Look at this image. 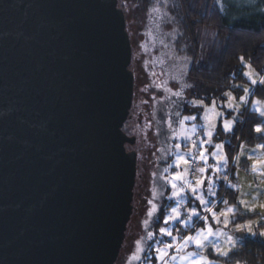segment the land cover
<instances>
[{
	"label": "water",
	"instance_id": "water-1",
	"mask_svg": "<svg viewBox=\"0 0 264 264\" xmlns=\"http://www.w3.org/2000/svg\"><path fill=\"white\" fill-rule=\"evenodd\" d=\"M132 57L118 0H0V264H116Z\"/></svg>",
	"mask_w": 264,
	"mask_h": 264
},
{
	"label": "rangeland",
	"instance_id": "rangeland-1",
	"mask_svg": "<svg viewBox=\"0 0 264 264\" xmlns=\"http://www.w3.org/2000/svg\"><path fill=\"white\" fill-rule=\"evenodd\" d=\"M158 1L161 3L166 2V0ZM221 1L228 2L230 7L233 4L238 5V8L243 7L242 0ZM133 2V0H119L125 13L127 31L133 49L131 69L136 76L138 63H144V71L149 69L153 71L152 76L160 86L158 89L160 92L157 93L158 90L150 87L147 81V72L141 73V87L136 99L142 101V103L136 108H132L131 118L129 117L126 121L124 128L128 135L136 137V143L127 146L137 152L138 172L135 189H141L144 192L142 208H145V210L149 208V202V212H152V215L149 216V212L145 216L141 215V205L139 201L133 199V203H136V206L140 209L131 217L121 249L122 252H120L116 264H128L131 261L130 257H133L130 252L131 248L137 250L138 247H141L136 244V241L146 238L149 232L154 233L152 239H147V241L151 240L153 242L154 250L149 255L150 259L146 261L143 256L145 247L142 246L143 251L135 254L139 255L140 259L132 258L136 264H165V262L166 264H193V262L205 264V260L211 262V264H226L225 259L244 242L245 238L258 239L264 242V235H261V233H264V139L254 145H250L245 141L239 142L231 160L226 151V143L229 141L226 136L233 131L237 122L242 119L248 110L254 111L262 117L263 122L256 129H262L257 133L264 136V116L261 115L264 112V99L260 98L259 95L253 96L252 94L255 86L261 80H264V76L259 77L257 72L247 64V82L242 85L244 91L241 94L228 90L223 99H214L210 102L196 98L190 100L188 98L189 92L187 93L184 89L185 73L189 68L190 57H187V55L180 56L174 49V41H176L178 32L174 22L170 20V8L166 9L168 8L166 7L167 3L166 5L163 3L165 8L162 9V5L152 7V12L150 11V14L147 15L146 11L141 10V7H139L140 4ZM191 2L199 9H203L205 0H191ZM255 2L257 0H249V5ZM154 9H158V11ZM198 39L200 40L201 49L205 48L203 50L205 51L215 43L216 32L212 29L201 30ZM144 45H146V51H150V54L142 53L141 50H144ZM253 80L257 83L253 84ZM260 85L264 86L261 83ZM176 92L182 93L181 96L186 98L185 102L190 105L192 112L183 115L182 118L180 117L181 119L178 122L179 127L175 135L172 159L169 162L168 186L159 191V193L166 192L167 195L164 197V201L160 198L162 193L156 198L152 194L149 195L154 189L156 190L153 169L156 168L157 162L155 125L150 120L149 112L153 110L151 114L156 116L159 109L160 111H164L166 108L170 109L171 107L169 108V106L161 103L160 99L166 97L168 93L167 96L172 97L170 100L172 101L176 97L174 95ZM194 101H202L203 104H194ZM173 105L176 106V103L173 102ZM140 112H142V115L139 114ZM177 113L180 115V112ZM186 116H195L196 119L184 120L182 125L180 121ZM140 118L141 123L139 122ZM225 122L230 123V130H225ZM193 129H195V132H193ZM220 131L224 134V136L221 135V139ZM208 132L212 133L211 137L208 136ZM186 136H191V139L195 140L198 145V149L193 150L191 155H189L191 141L186 139ZM209 139L211 143H201L202 140L208 141ZM177 145H180V147H177ZM216 145H222V148L217 149ZM200 150H203L207 157L204 161L199 159ZM180 156L189 160L190 163L187 165L181 163L178 166V157ZM193 156L196 159H193ZM144 161L146 162L144 163ZM201 167L207 169V172L200 173L196 171ZM185 169L188 170L186 179L189 182L195 183L197 178L206 177L204 185L196 193V195H201L208 201L206 206L200 204L196 199V195L188 189L184 181H172V177L176 173H182ZM227 172L234 174V179L231 182L229 176L225 177L224 175ZM140 173L141 176H138ZM222 179H225L227 185L230 182L229 187L236 191L234 200L230 201L229 197H226L224 201H222V197L217 199L218 184ZM172 182L177 184V189L184 188V192L180 196H173V192L177 189L172 188ZM213 192H215V195L212 194ZM221 201L222 204H220ZM164 204L169 206L165 219L171 214L173 207L179 208L181 212L180 220L161 226L173 232V236L160 233L159 229L161 227L154 228L155 216ZM153 205L156 206L155 210H153ZM206 207L212 208L217 215L220 213H227V215L220 216L218 222L217 219L213 218L212 213L206 211ZM191 208L197 209L200 215L192 217L185 226L182 221L188 219L189 209ZM230 209L231 211H229ZM205 216L208 217L207 220L203 219ZM145 220L149 221L148 226L144 225ZM209 226L214 232L211 236L207 235L206 232ZM240 226H243V230ZM200 229H205L202 234L204 246L198 247L192 241L185 244L184 238L200 234ZM166 244H172L173 247L167 250L168 256L162 261L156 249L163 248ZM182 245L183 247H181ZM221 251L228 252V255H221ZM183 257H187V259ZM126 260H129V262ZM235 264L241 263L237 262Z\"/></svg>",
	"mask_w": 264,
	"mask_h": 264
},
{
	"label": "trees",
	"instance_id": "trees-1",
	"mask_svg": "<svg viewBox=\"0 0 264 264\" xmlns=\"http://www.w3.org/2000/svg\"><path fill=\"white\" fill-rule=\"evenodd\" d=\"M133 1L140 4V6L137 5L141 7V10L146 11L147 15L150 14V11L152 12L155 6L162 5L163 9L167 3L166 7L168 8L166 9L170 8V20L174 22L178 32L176 41H174V49L178 55L190 57L184 81V89L187 93L189 92L190 100L196 98L210 102L214 99H223L228 90L241 94L244 91L242 85L247 82L245 74L247 64L257 72L259 77L264 76V0H257L251 5H249V0H242V8H238V5L234 4L230 7L228 2L221 0H205L203 9H199L191 0H166L163 2L165 5L158 0ZM121 5L119 3L120 7H122ZM204 29H212L216 32L215 43L205 51H203L205 48L201 49L198 39L199 31ZM146 50V45H144L142 53L150 54V51ZM241 57H243V61H241ZM138 68L137 65L136 76L134 73L135 98H137L141 87V75ZM145 72L148 74L147 81L150 87L158 90L160 86L152 76L153 71L149 69ZM159 92L158 90L157 93ZM252 94L253 96L259 95L264 99V88L260 83L255 86ZM185 99L178 103L175 102L177 104L176 112H180L181 118L192 112V108L185 102ZM136 101L133 102V109L136 106ZM262 122V117L256 112L249 110L245 112L233 131L226 136L229 140L226 143V151L230 160L236 152L239 142L245 141L254 145L264 139V136L256 131V127ZM123 129L125 131L124 127ZM219 133L221 139L223 133L221 131ZM224 175L225 177L229 176L230 182L234 179L233 173L227 172ZM229 184H226L225 179L220 181L217 199L221 197L222 201L226 197H229L230 201L235 199L236 191L231 189ZM168 207L164 204L155 216V229L165 224ZM152 243L147 239L143 242L145 247L143 256L146 261L150 259L149 255L154 250ZM225 262L226 264L237 262L264 264V242L245 238L244 242L225 259ZM132 264H136V262H132Z\"/></svg>",
	"mask_w": 264,
	"mask_h": 264
},
{
	"label": "flooded vegetation",
	"instance_id": "flooded-vegetation-1",
	"mask_svg": "<svg viewBox=\"0 0 264 264\" xmlns=\"http://www.w3.org/2000/svg\"><path fill=\"white\" fill-rule=\"evenodd\" d=\"M138 71L141 75V73H145L144 71V63L141 64V63H138ZM135 91H136V85H135V82H134V96H133V102L134 100L136 101V98H135ZM168 93L166 94V97L160 99V102L169 106H171L170 109H165L164 111H160V109L157 111V115H153L151 114V112H153V110H151L149 112V116H150V120L152 121V123L155 125V133H156V141H157V149H156V153H157V162H156V168H154V181H155V185H156V190L154 189V191L150 192V194H152L153 197H158L161 193V197L162 200L164 199L165 200V196L167 195L165 191H162L159 193V191L162 189V188H167L168 186V171H169V162L171 161L172 159V150L174 148V140H175V135L177 133V130H178V127H179V120H180V117L181 115H174V114H177V104L176 106L173 105V102L175 103H178L180 102L182 99H184V97L182 96H176L175 98H173L172 101H170L172 99V97H168L167 96ZM168 97V98H167ZM141 99V98H140ZM142 103V101H136V106H139V104ZM133 108V103H132V107H131V110ZM165 108V107H164ZM131 110H130V114H131ZM140 115H142V112L139 113ZM131 116V115H130ZM131 118V117H130ZM139 122L141 123V118L139 120ZM169 124H171V127H169ZM129 150H131L129 147H128ZM145 160V159H144ZM146 161H144L145 163ZM165 169H167V171H165ZM137 172H138V163H137ZM145 175V174H143ZM138 176H141V173L138 174ZM136 184H137V177H136V183H135V187H134V201H139L140 205H141V209L140 207H137L136 203H133L134 205V210H133V214L135 212H138L139 209L141 210L140 214L141 215H144L146 213L149 212V208H150V205H149V202H148V206L149 208H147L145 210V208L143 209L142 206H143V195H144V192L141 190V189H135L136 188ZM153 190V189H152ZM163 190V189H162ZM148 195V194H147ZM149 199H151L149 197ZM146 233V232H144ZM130 239V238H129ZM146 240V238H143L141 239V243L139 246H143V242ZM133 247V246H132ZM122 252V250H121ZM131 252V255H134V254H138L137 250H135L134 248H131L130 250ZM130 262L129 260H126L127 262H129L128 264H130L131 262H133L132 258L130 257Z\"/></svg>",
	"mask_w": 264,
	"mask_h": 264
},
{
	"label": "snow or ice",
	"instance_id": "snow-or-ice-1",
	"mask_svg": "<svg viewBox=\"0 0 264 264\" xmlns=\"http://www.w3.org/2000/svg\"><path fill=\"white\" fill-rule=\"evenodd\" d=\"M154 10H157L158 11V9H154ZM240 59H241V61H243V57H241ZM245 74L247 75V73H245ZM252 83L255 84V83H257V81L253 80ZM260 83L261 84H264V80H261ZM174 95L181 96L182 93L181 92H176V93H174ZM193 103L194 104H200V105L203 104L202 101H199V102L194 101ZM229 106H231V105H229ZM177 115H179V113H177ZM261 115L264 116V112H262ZM195 119H196L195 116H186V117L183 118V120L180 121V123L183 125L184 120H195ZM169 127H171V124H169ZM230 127L231 126H230V123L229 122H225L224 123L225 130H230ZM256 131L257 132H260V131H262V129L257 128ZM193 132H195V129H193ZM208 136L211 137L212 136V133L211 132H208ZM185 138L191 141V147L189 148V155H191L192 152H193V150H197L198 149L197 142L195 140H192L191 139V136H186ZM201 143H211V140L210 139L208 141H203L202 140ZM177 147H180V145H177ZM216 147H217V149H220V148H222V145H216ZM193 159H196V157L193 156ZM199 159L202 160V161H204V160L207 159V157L205 156V152L203 150H200L199 151ZM181 163L187 165V164L190 163V161L187 160V159H185L183 156H180V157H178V166ZM165 171H167V169H165ZM187 171L188 170L185 169V171L182 172V173H176L175 176L172 177V181H178V180L184 181L185 184L187 185L188 189L194 195H196L198 189L201 188L204 185L205 180H206V177L197 178L195 180V183H192V182H189L186 179ZM196 171H198L200 173H205V172H207V169L201 167V168L196 169ZM172 188L173 189H177V184L174 183V182H172ZM183 192H184V188H179V189H177L176 191L173 192V196H180L181 193H183ZM212 194L215 195V192H213ZM196 199L202 205H205L206 206L208 204V201L205 200L203 198V196H201V195H196ZM181 203H182V201H181ZM242 203H245V202H242ZM155 207L156 206L153 205V210H155ZM206 211L212 213L213 218L217 219L218 222L220 220V216H226L227 215V213H220L219 215H217V213L212 208H207V207H206ZM229 211H231V209ZM189 213H190V215H189L188 219L182 221L185 226H187L188 220H191L192 217L199 216L200 215V213L195 208L189 209ZM148 215L151 216L152 215V212H149ZM180 218H181V212H180L179 208L173 207L171 209V214L167 216V218L164 220V223L167 224L169 222H173V221H176V220H180ZM203 219L207 220L208 217L205 216V217H203ZM148 223H149L148 220H145L144 221V225L145 226H148ZM240 228H241V230H243V226H240ZM159 231H160V233H162V234H164L166 236H173V232L169 231L167 228L161 227L159 229ZM204 232H205V229H200V234H198L196 236H186L184 238L185 244L187 242H189V241H192V242L196 243V245L198 247H203L204 245H203V240H202V234ZM206 232H207V235H209V236H211V235L214 234L213 229L210 226L206 229ZM153 235H154V233L149 232L147 234L146 239H152ZM261 235H264V233H261ZM140 243H141V241H139V240L136 241V244L137 245H140ZM172 247H173L172 244H166V245H164L163 248H157L156 249V252L159 254V257H160V259L162 261L165 260V257L166 256H168V251L167 250L170 249V248H172ZM181 247H183V245ZM141 251H143L142 247H138L137 248V252L139 253ZM218 251H219V249H218ZM220 254L221 255H224V256H227L228 255V252L221 251ZM132 258L133 259H137V260L140 259L139 255H135V254L133 255ZM183 258L184 259H187V257H183ZM165 264H166V262H165ZM193 264H200V262H193ZM205 264H211V262L205 260Z\"/></svg>",
	"mask_w": 264,
	"mask_h": 264
},
{
	"label": "crops",
	"instance_id": "crops-1",
	"mask_svg": "<svg viewBox=\"0 0 264 264\" xmlns=\"http://www.w3.org/2000/svg\"><path fill=\"white\" fill-rule=\"evenodd\" d=\"M264 88V86H262Z\"/></svg>",
	"mask_w": 264,
	"mask_h": 264
}]
</instances>
